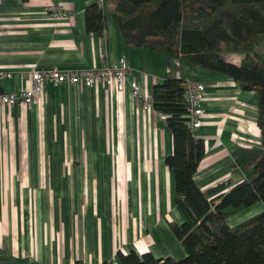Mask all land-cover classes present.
Masks as SVG:
<instances>
[{"label":"crops","instance_id":"obj_1","mask_svg":"<svg viewBox=\"0 0 264 264\" xmlns=\"http://www.w3.org/2000/svg\"><path fill=\"white\" fill-rule=\"evenodd\" d=\"M97 0H0V86L19 93L32 69H132L126 89L48 84L31 110L0 111V264H104L118 253L183 260L187 253L169 223L186 217L176 203L174 152L166 121L135 107L132 82L152 97L154 85L175 78L206 86L198 138L206 155L195 175L208 191L229 192L245 179L233 154L260 149L259 101L231 78L129 46L114 22L102 34L86 29ZM52 4L70 17L54 20ZM112 8L107 10L109 12ZM110 18V17H109ZM225 57L241 65L243 57ZM12 74L11 78L1 75ZM264 212V204L228 209L235 227Z\"/></svg>","mask_w":264,"mask_h":264},{"label":"trees","instance_id":"obj_2","mask_svg":"<svg viewBox=\"0 0 264 264\" xmlns=\"http://www.w3.org/2000/svg\"><path fill=\"white\" fill-rule=\"evenodd\" d=\"M262 5L264 0H103L86 9L88 33L102 35L111 19L134 49L231 78L259 101L261 148L236 150L233 157L246 173L244 181L211 198L226 184L203 191L195 181L206 143L190 128L186 81L170 78L153 86V109L164 116L173 136L174 152L166 165L174 172L176 203L186 217L182 225L169 226L187 256L157 259L151 253L120 252L117 264H264V212L235 227L228 223V209L264 204V54L258 51L264 37ZM233 54L243 57L241 65L225 59Z\"/></svg>","mask_w":264,"mask_h":264},{"label":"built area","instance_id":"obj_3","mask_svg":"<svg viewBox=\"0 0 264 264\" xmlns=\"http://www.w3.org/2000/svg\"><path fill=\"white\" fill-rule=\"evenodd\" d=\"M102 2L103 0H97ZM48 14L57 21H64L70 17L67 8L61 5L52 4L48 7ZM132 76V69L125 60H121L113 66L104 65L101 68L61 70L58 68L32 69L29 77L32 82L30 89L19 93H1L0 111L5 106L16 107L23 105L31 110L41 97L44 87L48 84L56 86H85L89 88L103 85L111 87L118 92L126 89L129 77ZM2 78H11L12 74L1 75ZM206 93V86L192 81L186 82V98L190 104V128L197 131L202 127L203 117L206 112L203 101ZM132 97L135 107L144 112L153 111L152 98L143 94L138 83L132 82ZM161 116V115H160ZM164 118V116H161ZM165 119V118H164Z\"/></svg>","mask_w":264,"mask_h":264},{"label":"rangeland","instance_id":"obj_4","mask_svg":"<svg viewBox=\"0 0 264 264\" xmlns=\"http://www.w3.org/2000/svg\"><path fill=\"white\" fill-rule=\"evenodd\" d=\"M260 8L264 12V5H262ZM258 51L261 52L262 54H264V37L261 40L260 46L258 47ZM234 55H236V54L229 55V56H226V57H231V58L236 57Z\"/></svg>","mask_w":264,"mask_h":264}]
</instances>
